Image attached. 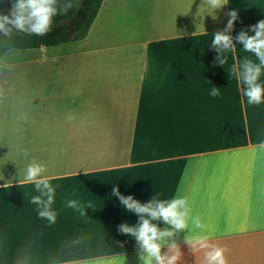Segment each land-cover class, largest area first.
Instances as JSON below:
<instances>
[{
    "label": "crops",
    "instance_id": "1",
    "mask_svg": "<svg viewBox=\"0 0 264 264\" xmlns=\"http://www.w3.org/2000/svg\"><path fill=\"white\" fill-rule=\"evenodd\" d=\"M203 3L104 0L86 38L0 58V264H141L136 241L118 231L139 216L114 187L142 203L187 198L205 228L176 234L177 264H206L187 236L225 248L227 264H264V103L248 104L229 73L252 56L235 37L254 35L264 0H228L215 19ZM231 10L237 51L220 65L211 40ZM17 89L36 93V120L8 113ZM33 161L56 189L54 224L30 203L34 184L21 183Z\"/></svg>",
    "mask_w": 264,
    "mask_h": 264
},
{
    "label": "clouds",
    "instance_id": "2",
    "mask_svg": "<svg viewBox=\"0 0 264 264\" xmlns=\"http://www.w3.org/2000/svg\"><path fill=\"white\" fill-rule=\"evenodd\" d=\"M76 3L77 0H12L9 12H0V35L10 37L14 32H23L44 36L52 30L54 17L67 15ZM203 4L212 14L228 4V0H204ZM226 15L230 17L226 27L214 33L211 40L213 49L219 53L217 59L220 65L227 63L228 53L237 51V44L231 32L238 19V11L231 10ZM213 18L215 19L216 16L213 15ZM250 30L254 35L242 30L235 37V41L243 45L244 53L252 54L255 59L245 55L242 62L238 66H233L229 73L238 81V90L247 98V103L260 105L264 103V83H261V75L264 72V19L252 25ZM219 94V88L212 87L210 95L216 97ZM67 119L71 121L74 117L69 115ZM259 146L264 148V141ZM23 154L27 157L26 151ZM46 172L47 167L44 164L33 161L24 169L21 183L34 184L39 194L32 196L30 203L37 206L40 218L54 224L57 220V212L53 208L56 189L50 183L51 178L45 175ZM112 194L118 197L126 211L139 216L136 224L122 223L118 226V231L136 241L141 264H177L179 245L174 239L176 234L183 230L194 231L205 228L200 217L192 215L191 207L185 197L171 200H159L154 197L147 203H142L133 195H123L118 187L112 189ZM66 206L79 211L81 215L85 214L83 211L85 205L79 200L70 199ZM87 206L91 207V204ZM158 222H163L169 227L162 228ZM186 242L193 252L197 250L194 244L199 246V250L204 251L206 264H227L225 248L211 245L204 238L193 241L187 236ZM165 247L168 248L167 252L163 251ZM94 264H107V262L98 259Z\"/></svg>",
    "mask_w": 264,
    "mask_h": 264
},
{
    "label": "trees",
    "instance_id": "3",
    "mask_svg": "<svg viewBox=\"0 0 264 264\" xmlns=\"http://www.w3.org/2000/svg\"><path fill=\"white\" fill-rule=\"evenodd\" d=\"M103 1L77 0L67 15L54 17L52 30L44 36L29 35L23 32H14L10 37L0 35V58L14 49L39 48L42 45L49 47L86 38ZM11 4L12 0L1 12L8 13Z\"/></svg>",
    "mask_w": 264,
    "mask_h": 264
},
{
    "label": "rangeland",
    "instance_id": "4",
    "mask_svg": "<svg viewBox=\"0 0 264 264\" xmlns=\"http://www.w3.org/2000/svg\"><path fill=\"white\" fill-rule=\"evenodd\" d=\"M128 14H129V12H128ZM123 17H124V14H123ZM132 18L133 17L131 14L129 21H132L131 26L133 27L134 23H133ZM116 20L117 21L123 20L121 12H120V14L117 13ZM115 26H116V23H115ZM119 26H120V24L118 23V27ZM32 72L33 71L29 70V69H24L23 73H22V70H19L18 75L19 76L24 75L27 77L37 76V74H33ZM34 82H36V79H34ZM19 87H21V86H19ZM18 91H19V89H17V91L13 92L15 94L10 99L12 104L9 103V107H12V108H8V113L11 112L12 115H14L16 119L19 117H22L23 119L29 118L31 120H33V119L36 120L38 118V113L40 111L39 106H38L39 102L37 100L36 93L22 92V91L18 92ZM42 109H43V107H42ZM2 152H3V149H2ZM2 152H0V163H1ZM3 155H4V152H3ZM0 167H1V165H0Z\"/></svg>",
    "mask_w": 264,
    "mask_h": 264
}]
</instances>
